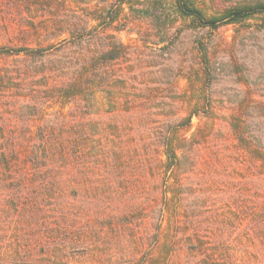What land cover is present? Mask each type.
I'll list each match as a JSON object with an SVG mask.
<instances>
[{
    "label": "rangeland",
    "instance_id": "rangeland-1",
    "mask_svg": "<svg viewBox=\"0 0 264 264\" xmlns=\"http://www.w3.org/2000/svg\"><path fill=\"white\" fill-rule=\"evenodd\" d=\"M259 2L0 0V264H264Z\"/></svg>",
    "mask_w": 264,
    "mask_h": 264
},
{
    "label": "trees",
    "instance_id": "trees-1",
    "mask_svg": "<svg viewBox=\"0 0 264 264\" xmlns=\"http://www.w3.org/2000/svg\"><path fill=\"white\" fill-rule=\"evenodd\" d=\"M182 4V13L183 15H187V16H193L196 19L200 20V22L202 23L203 26H211V27H216L217 26V21L218 18H204L203 15L201 14V12L199 10H197L196 8H190L188 7L185 3H181ZM251 10H257V11H264V3L259 2L258 4H256L255 6H244V7H239V8H235L233 10L228 11L224 16H222L223 18L225 17H229V22H235L237 20H241L242 18L246 17L247 15L250 14ZM103 56H106L107 53L102 54ZM116 56H118V54H113L112 56H110L111 58H115ZM242 124V122H241ZM235 129H239L241 126L239 124V126L236 127V124H234ZM239 137L242 140L245 139V136L242 134V132L239 134ZM247 218L249 223L251 222V212L248 211V213H246ZM261 217L263 218H259V219H253V223H259L261 224L262 222H264V215H261Z\"/></svg>",
    "mask_w": 264,
    "mask_h": 264
}]
</instances>
